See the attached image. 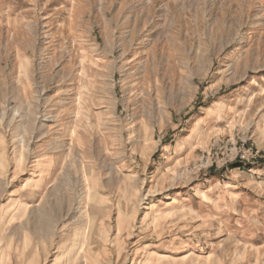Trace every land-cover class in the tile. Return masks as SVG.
I'll list each match as a JSON object with an SVG mask.
<instances>
[{
	"label": "rangeland",
	"instance_id": "1",
	"mask_svg": "<svg viewBox=\"0 0 264 264\" xmlns=\"http://www.w3.org/2000/svg\"><path fill=\"white\" fill-rule=\"evenodd\" d=\"M2 263L264 264V0H0Z\"/></svg>",
	"mask_w": 264,
	"mask_h": 264
},
{
	"label": "bare ground",
	"instance_id": "2",
	"mask_svg": "<svg viewBox=\"0 0 264 264\" xmlns=\"http://www.w3.org/2000/svg\"><path fill=\"white\" fill-rule=\"evenodd\" d=\"M83 212H84V211H83ZM85 213H86V212H85ZM78 238H79V237H78ZM75 241H77V240H75ZM79 241H81V240H79ZM73 245H74L73 250H72V251L70 250L71 253L68 252V253H70V254H69V257H68V259H69L68 261H69V262H71V261L73 262V258H72V256L74 255L75 252H77V250H79L78 248H79V246H80V243H78V242L76 243V242H75V244H73ZM78 245H79V246H78ZM71 246H72V245H71ZM71 246H70V247H71ZM82 247H83V245H82ZM80 248H81V247H80ZM149 262H150V261H149ZM149 262H147V263H149ZM150 263H151V262H150ZM2 264H4V263H2ZM69 264H70V263H69Z\"/></svg>",
	"mask_w": 264,
	"mask_h": 264
}]
</instances>
